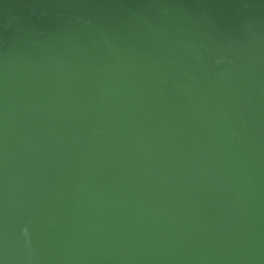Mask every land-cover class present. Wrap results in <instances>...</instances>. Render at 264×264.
Masks as SVG:
<instances>
[{"label":"water","instance_id":"water-1","mask_svg":"<svg viewBox=\"0 0 264 264\" xmlns=\"http://www.w3.org/2000/svg\"><path fill=\"white\" fill-rule=\"evenodd\" d=\"M0 264H264V0H0Z\"/></svg>","mask_w":264,"mask_h":264}]
</instances>
